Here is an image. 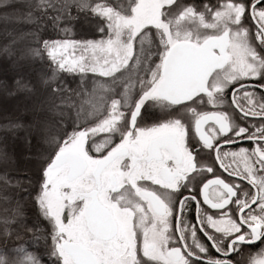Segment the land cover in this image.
Instances as JSON below:
<instances>
[{
  "label": "snow or ice",
  "instance_id": "1",
  "mask_svg": "<svg viewBox=\"0 0 264 264\" xmlns=\"http://www.w3.org/2000/svg\"><path fill=\"white\" fill-rule=\"evenodd\" d=\"M0 18V264H264V0Z\"/></svg>",
  "mask_w": 264,
  "mask_h": 264
},
{
  "label": "rangeland",
  "instance_id": "2",
  "mask_svg": "<svg viewBox=\"0 0 264 264\" xmlns=\"http://www.w3.org/2000/svg\"><path fill=\"white\" fill-rule=\"evenodd\" d=\"M14 22L12 21H5L3 18H0V28L1 30L3 29V27H8V26H11L13 25ZM0 30V36H2L3 34V30L1 31ZM2 72V73H1ZM8 75H11V73H7L5 74L3 71H2V68H0V79L1 78H6ZM15 98H10V99H7L4 97V95L0 92V108H3L5 106H7L8 108H11V106L13 104H15ZM4 105V106H3ZM3 113L0 112V115H2Z\"/></svg>",
  "mask_w": 264,
  "mask_h": 264
},
{
  "label": "trees",
  "instance_id": "3",
  "mask_svg": "<svg viewBox=\"0 0 264 264\" xmlns=\"http://www.w3.org/2000/svg\"><path fill=\"white\" fill-rule=\"evenodd\" d=\"M15 25H14V23H13V25H11V26H8V28H11V27H14ZM6 28V26L5 27H3V29L2 30H4ZM0 30H1V28H0ZM1 30V31H2ZM3 34H2V36H0V41H2L3 40ZM0 68H2V62H0ZM2 73V72H1ZM4 79H7L8 81H9V83L11 82V79H12V74L11 75H8L6 78H1L0 79V81H2V80H4ZM0 92L3 94V91H2V89H0ZM7 99H10V98H7ZM4 106V105H3ZM9 147L11 148L12 147V142L10 141L9 142Z\"/></svg>",
  "mask_w": 264,
  "mask_h": 264
}]
</instances>
